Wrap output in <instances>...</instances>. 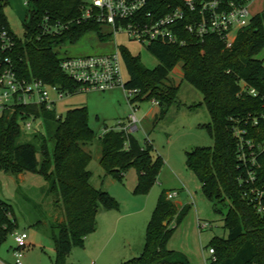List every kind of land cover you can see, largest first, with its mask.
Instances as JSON below:
<instances>
[{"label":"trees","instance_id":"obj_1","mask_svg":"<svg viewBox=\"0 0 264 264\" xmlns=\"http://www.w3.org/2000/svg\"><path fill=\"white\" fill-rule=\"evenodd\" d=\"M85 0H37L23 19L22 36L14 35V45L5 52L17 73L23 78H40L70 93L78 85L59 66L58 47L76 42L90 29L99 30L101 23L83 19ZM7 0H0V30L11 33L4 12ZM65 25L57 33H45L40 23ZM100 36L103 37V35ZM186 42L166 44L158 40L147 45L158 63L153 68L142 64L138 55L121 47V58L128 78L127 88H137L134 102L155 99V120L166 114L175 101L178 85L170 77L180 64L182 76L202 94L210 122L206 128L213 138L212 147H195L186 152V166L201 183L203 194L214 209L228 206L223 218L227 234L214 236L205 247L213 248L209 264H264V214L257 213L242 196L238 184L240 174L236 138V119L264 109V59L257 55L264 49V16L257 13L251 23L238 30L230 47L216 35L200 42L184 34ZM241 81L257 90L253 96L241 92ZM24 113L42 119L43 130L34 135L36 143L20 141ZM95 137L88 123L86 106L73 107L65 115L55 108L18 105L0 116V171L18 175L38 172L47 182V192L54 196L62 219L52 225L55 256L52 264H67L72 247L82 245L84 237L97 227L101 208L116 207L118 202L107 191L90 183L91 160L83 145ZM100 164L106 174L123 181L128 169L134 168L137 182L133 193L147 192L157 180L163 159L153 153L152 143L141 144L133 133L106 127L99 136ZM37 152L41 161L37 159ZM220 203V206L218 204ZM180 209L163 190L148 221L144 244L139 255L119 264H190L182 253L167 248V242L189 210ZM11 205L0 198V242L16 228Z\"/></svg>","mask_w":264,"mask_h":264},{"label":"rangeland","instance_id":"obj_2","mask_svg":"<svg viewBox=\"0 0 264 264\" xmlns=\"http://www.w3.org/2000/svg\"><path fill=\"white\" fill-rule=\"evenodd\" d=\"M31 8L32 4L27 6L22 0H7L4 12L10 29L17 36H22L23 19ZM250 10L253 14L261 13L264 16V0H253ZM101 25L99 30H88L74 43L60 45L59 55L105 54L115 49L121 54L120 48L124 47L133 55H138L146 67L157 65L158 61L148 50L147 44L131 39L125 33L113 35L109 24ZM257 57L264 59V49ZM122 74L127 80L124 64ZM170 77L178 85V91L164 117L155 120L158 105L153 103V99L136 104L135 114L139 122L132 133L141 144L152 143L153 153L163 159L157 180L147 192L133 193L137 175L134 168L128 169L123 181H119L106 174L100 164L99 136L106 127H116L119 121L125 122L132 112L123 87L65 94L54 105L56 113L62 116L70 108L86 106L88 123L95 131L93 140L83 145L91 154L88 165L92 173L90 183L97 189L107 191L118 202L116 207L100 209L110 213L104 215L101 225L84 237L82 245L72 247L66 258L67 264H119L139 255L148 221L163 190L166 194L177 192L171 199L177 205L190 206L167 242L168 249L184 254L190 264H209L207 258L210 255L205 246L214 236H226L223 218L228 206H220L219 203L220 212L216 211L213 202L203 194L200 181L185 163L187 151L195 147L213 146V138L206 128L210 122L209 113L202 103L201 92L183 78L180 64L171 71ZM50 96L53 100L58 97L52 90ZM29 120L33 130L25 132L22 127L20 141L36 143L34 135L43 130L42 119L34 117ZM37 159L41 161L39 152ZM0 198L11 205L16 223L13 232L0 242V261L15 264L13 233L24 231L27 239L20 250L22 264H52L55 251L51 227L62 219V214L60 207L54 205V196L47 192L43 175L25 172L18 176L0 171ZM199 222L207 226L200 227ZM137 245H140L139 248Z\"/></svg>","mask_w":264,"mask_h":264},{"label":"built area","instance_id":"obj_3","mask_svg":"<svg viewBox=\"0 0 264 264\" xmlns=\"http://www.w3.org/2000/svg\"><path fill=\"white\" fill-rule=\"evenodd\" d=\"M27 6L37 0H22ZM253 0H85L83 19H93L101 24H109L113 35L125 33L131 39L150 44L154 40L166 44H184V34H190L202 42L208 35H216L227 47L233 43L238 30L249 25L253 17L250 3ZM45 33H57L65 25L49 22L45 16L40 23ZM6 28L0 30V116L7 109L18 105L44 106L54 105L65 94H72L58 85L49 84L36 77L23 78L13 66L5 52L14 45V35ZM17 36V35H16ZM122 58L118 49L110 53L94 55H61L59 66L65 75L78 85V91L89 89L105 90L115 86L124 88L132 112L125 122L119 121L116 130L131 133L137 128L139 118L135 114L137 102L132 98L139 93L137 88H127L122 74ZM57 94L51 99L50 91ZM241 92L256 96L257 90L241 81ZM264 98V97H263ZM153 103L158 102L153 99ZM22 127L25 132L33 130L29 118L32 113H24ZM233 136L236 138L237 159L240 174L238 184L242 196L259 214H264V109L249 113L235 120ZM122 123V124H120ZM177 192H168L172 199ZM206 227V223H200ZM16 247L15 264H22L21 248L26 245L27 233H13ZM214 250L208 249L213 257ZM0 264H5L0 261ZM95 264V262H91Z\"/></svg>","mask_w":264,"mask_h":264},{"label":"crops","instance_id":"obj_4","mask_svg":"<svg viewBox=\"0 0 264 264\" xmlns=\"http://www.w3.org/2000/svg\"><path fill=\"white\" fill-rule=\"evenodd\" d=\"M23 173H20V174H18V176H21ZM126 175V174H125ZM135 180H136V182H137V175H136V178H135ZM136 182H135V185H136ZM134 185V186H135ZM176 204V203H175ZM176 206H177V208L178 209H180L182 206L179 204V205H177L176 204ZM103 211V212H102ZM107 210H100L99 212H98V214H97V227H98V225H101V223L103 222V220H104V215H107V213H110V212H106ZM105 213V214H104ZM106 219H107V217H105ZM99 219V220H98ZM109 219V218H108ZM139 246L140 245H137V247L139 248ZM141 251V250H140ZM139 251V252H140ZM5 263V262H4ZM6 264V263H5Z\"/></svg>","mask_w":264,"mask_h":264}]
</instances>
